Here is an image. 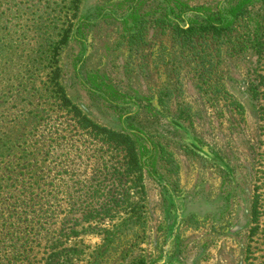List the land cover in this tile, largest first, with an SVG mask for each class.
Instances as JSON below:
<instances>
[{
	"label": "rangeland",
	"instance_id": "obj_1",
	"mask_svg": "<svg viewBox=\"0 0 264 264\" xmlns=\"http://www.w3.org/2000/svg\"><path fill=\"white\" fill-rule=\"evenodd\" d=\"M236 1L0 0V264H88L132 216L110 264H264V0L221 34L174 30Z\"/></svg>",
	"mask_w": 264,
	"mask_h": 264
},
{
	"label": "trees",
	"instance_id": "obj_2",
	"mask_svg": "<svg viewBox=\"0 0 264 264\" xmlns=\"http://www.w3.org/2000/svg\"><path fill=\"white\" fill-rule=\"evenodd\" d=\"M61 2L68 8L69 6L70 7L76 6V3L78 2V0H61ZM251 2L252 0H237L234 4L231 5L230 10L228 11L233 18L229 20L227 19V23H224L223 25H220V26H215L216 22L220 21V18L217 14H209L205 18H201L199 20L198 19L191 20L185 28L176 25L174 26L176 37L180 38L181 44H185V43H193V40L199 39L200 37H202L204 35V32L207 34L209 33L210 34H221L223 31L227 30L229 26L233 24V22H235L238 19V17L241 16L245 12V8ZM33 13L34 15H36L35 11ZM45 13L46 12H43V14ZM137 16L138 15L134 13L128 17L132 19H136ZM164 17L166 18V16ZM41 23H43L41 21V18H40V21H38V18H36L35 24L38 29L42 28ZM48 27L51 28L52 31L54 30L53 26L50 25ZM140 29L141 28H138V30ZM53 33H56V34H48L46 37L44 36V34H41L39 45L40 47L45 48L46 51L49 52V54H52L53 55L52 58H55V56L57 55L56 52H58L60 45L63 43H66L68 39V35L66 32H63V31H59V32L53 31ZM54 36H58V38H54ZM135 37L137 38V35L134 33L130 34L128 38L127 36H123L125 40L129 39L128 43L134 42ZM50 78H51V81L50 80L49 81L52 84L55 83V85L58 86L56 87V89L64 93L62 85L59 84L58 73H56L55 69L51 73ZM102 86L104 87V89L102 90L105 91L106 93L110 92L114 94L116 92L114 85L109 82L103 81ZM97 87H101V86L97 85ZM55 92L58 93L57 95L60 94L58 91H55ZM56 100L61 101L63 104H66L65 102L68 101L66 96H62L61 99L57 98ZM159 104L163 105L161 100ZM75 114L76 115L78 114V109H77V112H75ZM76 117H78L77 119H79V115H77ZM82 120L85 122L89 121L91 123L90 119L87 118L86 115L84 114L82 116ZM78 121H81V118ZM93 123L95 124V122ZM103 131L104 132H101V131L96 132L95 135L103 141H108V142L116 141L117 142L116 144L124 145L123 147L125 148V154L127 157H130V160L132 161L137 160L138 157L140 158L147 153L146 144L140 143L139 144L140 153L138 154L137 149H136L137 147L135 148L134 141L131 142L129 134H126L125 132L106 129V128H103ZM126 141L130 142L132 145L128 146L126 144ZM152 156L153 155H150L149 158ZM137 163L138 165L136 167L138 169V167H140V164L139 162ZM133 219H134V216L126 217L121 222L114 224L110 229H107L105 232L106 235L103 238V243L99 247L98 252L92 256L90 261H88V264H110L111 263L110 257L112 256L114 251H116L118 247L120 246L124 247L126 245L125 237L130 232L135 233L133 230L135 226V224L132 221ZM135 220L138 221L139 217L137 216ZM141 223L144 224L145 220L141 221ZM129 252H132V255H128ZM121 255H122V259L125 261L121 264H147L145 258L139 255V253L133 252L132 249L130 250L123 249L121 252Z\"/></svg>",
	"mask_w": 264,
	"mask_h": 264
}]
</instances>
